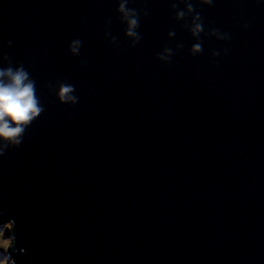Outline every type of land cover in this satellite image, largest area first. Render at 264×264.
Segmentation results:
<instances>
[{"label":"water","instance_id":"obj_1","mask_svg":"<svg viewBox=\"0 0 264 264\" xmlns=\"http://www.w3.org/2000/svg\"><path fill=\"white\" fill-rule=\"evenodd\" d=\"M168 3L134 0L149 15L131 45L115 0H0V51L44 103L0 157L18 264H264V4L204 6L230 39L203 36L193 56ZM166 42L184 45L167 64L155 56ZM58 80L76 104L49 91Z\"/></svg>","mask_w":264,"mask_h":264},{"label":"clouds","instance_id":"obj_2","mask_svg":"<svg viewBox=\"0 0 264 264\" xmlns=\"http://www.w3.org/2000/svg\"><path fill=\"white\" fill-rule=\"evenodd\" d=\"M134 0H115V12L117 19L123 25V35L128 38L131 45H136L142 38L139 31L141 17L148 16L149 11L141 4L139 7L130 6ZM258 4H264V0H256ZM214 0H169L168 7L174 20L181 22L192 38L188 47L190 55H198L202 52V37L213 36L217 40L227 41L230 34L218 27L206 24L200 9L204 6L211 7ZM108 21H106L107 23ZM244 27H247L245 22ZM176 35L174 29H169L166 36L169 39ZM108 42L114 46L118 44L117 37L109 31L104 32ZM12 41H5V46ZM82 40L73 37L68 40L67 49L73 56L80 55ZM182 42L169 46L166 42L155 53L156 58L167 64L171 61L176 50L182 48ZM227 49H212V57L219 56L221 52L227 53ZM81 64L86 60L81 59ZM48 89L53 92L57 101L62 104L74 105L79 97L76 94V86L67 80H58L55 84H49ZM44 111V103L38 94L37 80L23 62L13 61L6 53L0 51V157L7 150L21 145L25 139V132L32 122ZM17 222L13 215L5 216L0 212V264H18L16 253L25 252L23 246L17 244Z\"/></svg>","mask_w":264,"mask_h":264}]
</instances>
